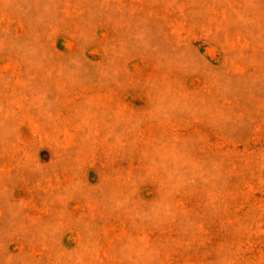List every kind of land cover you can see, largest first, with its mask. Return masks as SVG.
<instances>
[{"label":"rangeland","instance_id":"obj_1","mask_svg":"<svg viewBox=\"0 0 264 264\" xmlns=\"http://www.w3.org/2000/svg\"><path fill=\"white\" fill-rule=\"evenodd\" d=\"M0 264H264V0H0Z\"/></svg>","mask_w":264,"mask_h":264}]
</instances>
